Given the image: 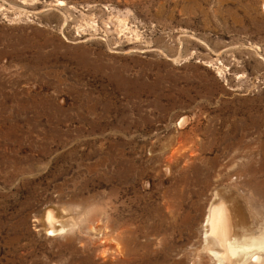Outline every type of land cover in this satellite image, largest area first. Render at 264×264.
Listing matches in <instances>:
<instances>
[{
	"label": "rangeland",
	"instance_id": "374dc122",
	"mask_svg": "<svg viewBox=\"0 0 264 264\" xmlns=\"http://www.w3.org/2000/svg\"><path fill=\"white\" fill-rule=\"evenodd\" d=\"M220 200L264 232V0H0V264H216Z\"/></svg>",
	"mask_w": 264,
	"mask_h": 264
},
{
	"label": "bare ground",
	"instance_id": "6f19581e",
	"mask_svg": "<svg viewBox=\"0 0 264 264\" xmlns=\"http://www.w3.org/2000/svg\"><path fill=\"white\" fill-rule=\"evenodd\" d=\"M61 3L59 4L61 5ZM183 120L184 119L182 118L181 121ZM181 124H184V122ZM223 201L224 200H220L216 204H211V206H209L208 213L204 221L205 230L203 236L204 244L202 249L204 250V252L207 251L213 257V259L217 261L216 264H255L259 262L261 256L258 254V252H262V250L264 251L263 230L258 235L250 236H248L249 234L247 233L240 234L239 232H236L235 227L238 225V222L236 223L234 218V208L231 209L230 207H227V204L225 205ZM45 216V221L43 219L44 222L42 225L44 226V230L50 231L51 235H54L55 233L61 232L65 229L63 223L60 224L59 228L56 227V219L54 218V213L52 215V212L47 211ZM73 227H75V225ZM73 227L71 228L73 229ZM72 229H70V231ZM64 233L62 235H64ZM67 233L69 234V232ZM113 240L114 239H112V241ZM119 253L121 252H118V254Z\"/></svg>",
	"mask_w": 264,
	"mask_h": 264
}]
</instances>
